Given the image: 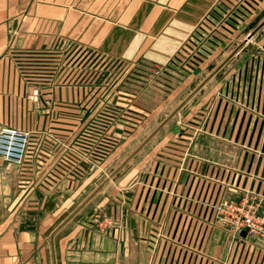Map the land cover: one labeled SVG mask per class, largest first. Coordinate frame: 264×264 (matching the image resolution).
Instances as JSON below:
<instances>
[{
    "label": "crops",
    "instance_id": "crops-1",
    "mask_svg": "<svg viewBox=\"0 0 264 264\" xmlns=\"http://www.w3.org/2000/svg\"><path fill=\"white\" fill-rule=\"evenodd\" d=\"M238 2L0 0V127L34 131L41 150L20 167L0 158V264H264V245L231 238L211 206L222 196L241 197L242 188L264 193V180L233 170L255 174L260 157L255 175L264 176V155L242 148L250 142L262 149L263 121L234 102L264 110V25L50 242L54 229L232 51L239 33L264 17V0H251L249 8ZM232 8L235 15L220 27ZM73 53L121 63L141 80L135 90L112 93L121 113L105 129L109 149L79 176L53 167L86 120V83H68L65 73ZM21 56L31 72L20 70ZM97 87L90 95L98 96ZM100 212L111 224L95 219Z\"/></svg>",
    "mask_w": 264,
    "mask_h": 264
},
{
    "label": "built area",
    "instance_id": "built-area-1",
    "mask_svg": "<svg viewBox=\"0 0 264 264\" xmlns=\"http://www.w3.org/2000/svg\"><path fill=\"white\" fill-rule=\"evenodd\" d=\"M250 1L251 0H239V4L249 8L252 6ZM233 14V10H231L224 16L221 15L219 19V23L220 21L221 23L219 26L224 27V24L227 23L228 18ZM220 33L221 35L226 36L222 30H220ZM75 64H68L69 66H72L69 68H74V66H76ZM68 65L67 70H69ZM93 66L94 65L91 67ZM91 67L89 68L91 69ZM108 67L111 68L112 63H110ZM77 69V72L80 74L82 71L81 65L77 66ZM94 75L85 81L82 80V74H80L76 82L80 81L82 83H88L90 84L89 87H95L98 85L97 82L99 83L98 79L100 73H98L96 76ZM84 86L86 85L84 84ZM39 93V86L36 85L29 98L33 101H37L39 99ZM222 96L231 100L232 102L234 101V99L228 95ZM107 98V96L103 98L105 100V104L103 101H101L99 104L96 102L97 104L95 103L93 106L86 108L84 107L81 117L82 119H86L84 123L85 125L71 142L63 143L61 146L60 154L58 153L59 156L54 161L53 165V167L55 166L54 170L56 172L62 174V170L66 171L70 169L76 171L77 175L79 176L86 169L88 170L89 168L96 166L98 161L106 154L109 149V141L111 142V138L108 137L109 135L105 129L109 125H112L114 121H117V118H119V116H116L114 113L115 106L117 105L115 102L113 103L111 98ZM234 102L239 105V107L244 108L246 111L254 113L258 118H261L264 123V110L260 111L255 107L249 106V104L243 101ZM84 116L86 118H83ZM208 118L209 115L207 112L201 118L202 121L200 126L197 128L198 132L203 130V126ZM34 134L35 132L30 129L19 128L11 124L2 125L0 127V158L9 164L20 167L25 162L28 154L35 153L37 151L41 152V150L37 148V137ZM242 148L259 155H264V151L262 149L257 150L255 147H251L249 144L242 145ZM233 170L239 173L250 175L251 177L258 178L260 180H264V176L247 173L245 170L236 167H234ZM242 190L244 191V194L239 198L222 196L219 200L212 203L211 206L214 212V220L218 222L224 229H226L225 231L234 240L241 241L245 238L251 237L264 245V193L245 188H242ZM95 217V219H97L99 215H96ZM103 221L111 224V221L105 215ZM101 223L102 222H100V224ZM242 231H245L244 236L241 235Z\"/></svg>",
    "mask_w": 264,
    "mask_h": 264
},
{
    "label": "rangeland",
    "instance_id": "rangeland-1",
    "mask_svg": "<svg viewBox=\"0 0 264 264\" xmlns=\"http://www.w3.org/2000/svg\"><path fill=\"white\" fill-rule=\"evenodd\" d=\"M238 3L234 7H237L239 5ZM233 12H234V9H233ZM220 23H221V21H220ZM222 32L227 34V32H224V31H222ZM249 32L250 31H246V32L242 31L241 33H239L240 35H238L235 38L236 41H234V42L242 41L246 37L247 33H249ZM204 34H206L207 37H208V32H204ZM211 34H212V31L210 29V35ZM202 38H203V36H202ZM204 38H205V36H204ZM33 57H34L35 60H37L36 58H42L43 56L42 55H34ZM72 60L75 63L78 62L77 65L75 64L76 66L81 65L82 71L80 72V74H82V80L86 81L87 79L91 78V76L94 75L95 73L96 74L94 76H96L98 73H100L99 79H98L99 83L97 82L98 90L96 91L97 93H99L98 96H96L95 94L94 95H90V91L94 92V89H95L94 86L89 88L90 84L87 83V84H85L86 86L83 85V87H86V91L88 92L87 95L83 96V100L81 102V103H83L84 106L90 107V106H93V104H95L96 102L98 104L101 103V101H103L104 104H105V100L103 98H105V96L107 94H108V96H107L108 98L107 99H110L111 96H112V93H114L116 95V93L118 91H122L121 90L122 88L129 89V90H135L138 87V85H139L137 83L141 82V80H139V78H138V76H139L138 74L133 73L132 71L128 72V68L127 69H125V68L123 69L124 66L121 63L118 64L117 62H113L112 67L109 68L108 65L110 63H108L107 60H104V59H102L100 57H97V56L93 57V55H90V54L89 55L85 54V56H84L82 53L81 54L73 53L72 57H71V61ZM26 61L27 60L24 59L22 56H21V59L18 58L19 67H20V70L23 73L31 72V69H29L30 65H27ZM83 62H85V63H83ZM92 65H94V66L91 67ZM96 66H97V69H96ZM89 67H91V69ZM105 70H106V73H105ZM65 73L67 74V77L69 78L68 83H71V84H74L76 82L77 78H79V75H80L73 68H71V70L69 69V71L67 70V72H65ZM83 74H84V76H83ZM131 74H133V75H131ZM130 81H133V82H136V83H133V82H130ZM111 89L112 90L114 89V90L112 91ZM125 89H123V90H125ZM110 91H112V92L110 93ZM84 93H86V92H84ZM118 96L121 97L122 95L119 93ZM118 96H117V98H118ZM118 101L120 102V100H118ZM119 102H118V104H120ZM124 112H125V110H124ZM114 113H115L116 116H119L118 114L121 113V111H119L118 106H115ZM115 119H116V117H115ZM72 206L73 205H70L69 207H67L65 212H67V210H70ZM99 216L103 219L104 218V213L100 212Z\"/></svg>",
    "mask_w": 264,
    "mask_h": 264
},
{
    "label": "water",
    "instance_id": "water-1",
    "mask_svg": "<svg viewBox=\"0 0 264 264\" xmlns=\"http://www.w3.org/2000/svg\"><path fill=\"white\" fill-rule=\"evenodd\" d=\"M264 25V18L247 33L246 37L242 41H237L236 46L232 49V51L218 64L216 65L210 73L157 125V127L151 131V133L130 153L129 156L117 167L110 175L107 177L98 187H96L66 218L65 220L56 228L50 235V242L52 244L53 235L58 231L67 221H69L100 189L101 187L111 178L124 164H126L130 158L163 126L165 125L173 116H176L177 112L235 55L237 54L241 48L260 30V28ZM257 124V120L254 121V125L252 128V134L255 130ZM264 123L261 122L258 130V139L262 132ZM257 139V141H258ZM250 144V142H249ZM257 146V144H256ZM264 148V138L262 143V149ZM253 159V158H252ZM261 158L259 157L257 160V167L254 173H257V168L260 163ZM261 174H264L262 171ZM259 186L257 187V190ZM264 191V190H263ZM241 235H245V231L241 232Z\"/></svg>",
    "mask_w": 264,
    "mask_h": 264
},
{
    "label": "trees",
    "instance_id": "trees-1",
    "mask_svg": "<svg viewBox=\"0 0 264 264\" xmlns=\"http://www.w3.org/2000/svg\"><path fill=\"white\" fill-rule=\"evenodd\" d=\"M84 125H85V124H84ZM84 125H83V127H84ZM83 127L78 131V133L83 129ZM78 133H77V134H78Z\"/></svg>",
    "mask_w": 264,
    "mask_h": 264
}]
</instances>
